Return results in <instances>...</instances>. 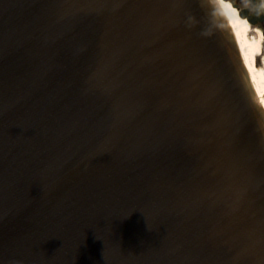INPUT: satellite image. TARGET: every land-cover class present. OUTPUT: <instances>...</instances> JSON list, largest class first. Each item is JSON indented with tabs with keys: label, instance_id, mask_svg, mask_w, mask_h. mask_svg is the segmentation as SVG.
Here are the masks:
<instances>
[{
	"label": "water",
	"instance_id": "1",
	"mask_svg": "<svg viewBox=\"0 0 264 264\" xmlns=\"http://www.w3.org/2000/svg\"><path fill=\"white\" fill-rule=\"evenodd\" d=\"M0 264H264V105L215 0H0Z\"/></svg>",
	"mask_w": 264,
	"mask_h": 264
},
{
	"label": "bare ground",
	"instance_id": "2",
	"mask_svg": "<svg viewBox=\"0 0 264 264\" xmlns=\"http://www.w3.org/2000/svg\"><path fill=\"white\" fill-rule=\"evenodd\" d=\"M215 1L219 4L228 21V25L232 29L233 35L236 37L237 44L240 46V51L242 52L243 59L258 93V97L264 105L263 78L256 67L257 58L261 54L262 39L257 43H251L249 39V33L251 30L250 24L240 17L238 13L239 10L234 9L231 3L224 0H222V2L221 0Z\"/></svg>",
	"mask_w": 264,
	"mask_h": 264
},
{
	"label": "rangeland",
	"instance_id": "3",
	"mask_svg": "<svg viewBox=\"0 0 264 264\" xmlns=\"http://www.w3.org/2000/svg\"><path fill=\"white\" fill-rule=\"evenodd\" d=\"M233 0H229L228 2L232 4ZM244 6H246V8H249V0H243ZM258 7L262 8L264 10V4L263 3H259ZM251 30L249 33V39L251 41V43H257L260 41V39H262L261 41V54L260 56H258L257 61H256V67L259 70V73L261 74L262 78H263V86H264V23L263 24H259L256 27H252L250 26Z\"/></svg>",
	"mask_w": 264,
	"mask_h": 264
},
{
	"label": "flooded vegetation",
	"instance_id": "4",
	"mask_svg": "<svg viewBox=\"0 0 264 264\" xmlns=\"http://www.w3.org/2000/svg\"><path fill=\"white\" fill-rule=\"evenodd\" d=\"M256 1L258 2V4L260 2L264 4V0H256ZM232 3H234L235 5H237V7H238V9L240 11H243L244 9H246V6H244L243 0H233Z\"/></svg>",
	"mask_w": 264,
	"mask_h": 264
},
{
	"label": "clouds",
	"instance_id": "5",
	"mask_svg": "<svg viewBox=\"0 0 264 264\" xmlns=\"http://www.w3.org/2000/svg\"><path fill=\"white\" fill-rule=\"evenodd\" d=\"M210 33H205V35H209Z\"/></svg>",
	"mask_w": 264,
	"mask_h": 264
},
{
	"label": "snow or ice",
	"instance_id": "6",
	"mask_svg": "<svg viewBox=\"0 0 264 264\" xmlns=\"http://www.w3.org/2000/svg\"><path fill=\"white\" fill-rule=\"evenodd\" d=\"M221 2H222V0H221ZM227 7V6H226Z\"/></svg>",
	"mask_w": 264,
	"mask_h": 264
}]
</instances>
